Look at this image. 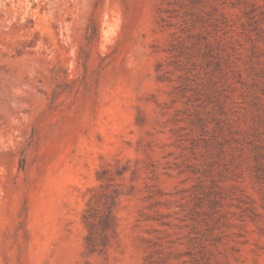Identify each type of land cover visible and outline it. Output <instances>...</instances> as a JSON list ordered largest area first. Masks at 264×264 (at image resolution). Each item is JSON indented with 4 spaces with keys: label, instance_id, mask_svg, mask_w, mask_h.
Here are the masks:
<instances>
[{
    "label": "rangeland",
    "instance_id": "obj_1",
    "mask_svg": "<svg viewBox=\"0 0 264 264\" xmlns=\"http://www.w3.org/2000/svg\"><path fill=\"white\" fill-rule=\"evenodd\" d=\"M0 264H264V0H0Z\"/></svg>",
    "mask_w": 264,
    "mask_h": 264
},
{
    "label": "trees",
    "instance_id": "obj_2",
    "mask_svg": "<svg viewBox=\"0 0 264 264\" xmlns=\"http://www.w3.org/2000/svg\"><path fill=\"white\" fill-rule=\"evenodd\" d=\"M104 223H106L105 227H107L108 230H111L113 233L115 232L116 223H115L114 218L112 217V215L110 216V219L108 221L104 222ZM87 239L89 240V236H88Z\"/></svg>",
    "mask_w": 264,
    "mask_h": 264
}]
</instances>
